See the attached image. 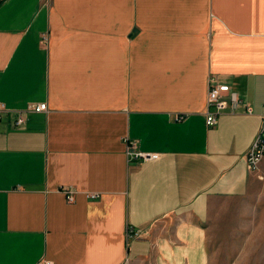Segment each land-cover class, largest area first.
<instances>
[{
  "label": "crops",
  "instance_id": "0c3cea01",
  "mask_svg": "<svg viewBox=\"0 0 264 264\" xmlns=\"http://www.w3.org/2000/svg\"><path fill=\"white\" fill-rule=\"evenodd\" d=\"M211 78L252 113L208 126ZM0 102V264H211L264 189V0H0Z\"/></svg>",
  "mask_w": 264,
  "mask_h": 264
},
{
  "label": "rangeland",
  "instance_id": "374dc122",
  "mask_svg": "<svg viewBox=\"0 0 264 264\" xmlns=\"http://www.w3.org/2000/svg\"><path fill=\"white\" fill-rule=\"evenodd\" d=\"M211 264H264V189L212 209Z\"/></svg>",
  "mask_w": 264,
  "mask_h": 264
},
{
  "label": "built area",
  "instance_id": "2783aa9c",
  "mask_svg": "<svg viewBox=\"0 0 264 264\" xmlns=\"http://www.w3.org/2000/svg\"><path fill=\"white\" fill-rule=\"evenodd\" d=\"M242 106H246V111L252 113V109L243 99H241L237 93H235L231 87L227 84H218L214 78L209 81V93H208V111H207V124L208 126H214L220 114L224 112L238 113ZM48 109L47 103H38L29 105L27 111L29 112H43ZM9 112L8 107L0 102V121L4 113ZM15 121V125H22L25 123V117L23 111H18ZM262 131L264 132V120ZM263 132L258 135L254 140L251 147L247 152V164L248 168L252 172H257L260 169L262 160L264 159V135ZM130 159L135 161H144L153 156L149 153H145L139 150H135L133 143H130L129 150ZM152 156V157H151ZM156 156V155H155ZM68 193V191H66ZM99 195L92 194L91 197L96 198ZM68 199L73 201V196L68 194ZM137 233L130 228L129 236H135ZM36 264H53L50 260H40Z\"/></svg>",
  "mask_w": 264,
  "mask_h": 264
}]
</instances>
